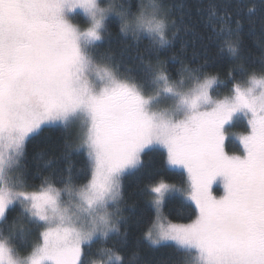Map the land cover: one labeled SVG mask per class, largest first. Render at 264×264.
Instances as JSON below:
<instances>
[{"label":"snow or ice","instance_id":"6c2138e0","mask_svg":"<svg viewBox=\"0 0 264 264\" xmlns=\"http://www.w3.org/2000/svg\"><path fill=\"white\" fill-rule=\"evenodd\" d=\"M183 7L0 0V264H124L116 249L127 240L113 238L126 220L121 179L156 148L181 183L145 185L156 215L140 238L171 247V264H264V0L210 6L204 31L219 51L203 63L183 44L171 50ZM257 21L259 56L246 44ZM110 25L148 44L105 47ZM241 120L244 132L230 133ZM53 127L64 133L59 156L33 170L26 146ZM173 193L194 205L190 223L161 213Z\"/></svg>","mask_w":264,"mask_h":264},{"label":"trees","instance_id":"16d2710c","mask_svg":"<svg viewBox=\"0 0 264 264\" xmlns=\"http://www.w3.org/2000/svg\"><path fill=\"white\" fill-rule=\"evenodd\" d=\"M222 0H168V3L173 5H183V9L174 10V14L171 17L177 21L180 20L181 15L184 18V25L181 26V31L178 33L176 39L173 40L171 50L176 51L181 47V44L185 47L187 58H191L194 53L198 54V62L203 63L207 58L210 61H214V57L218 53L219 49L216 44L210 43L207 40L209 32L204 31V21L210 14L211 5H219ZM233 6L237 3L244 5H251L256 3L257 6L260 0H231ZM247 9L245 8V11ZM219 12V8L217 9ZM185 27L187 30H185ZM218 27V25H217ZM111 37L108 42L105 43V47L111 44L112 47H116L118 42L126 41L130 47H136L137 44L140 49H143L147 44V38H143L139 42L131 40V37L118 36V26H109ZM245 32L249 31L248 25H245ZM168 38L172 39V30L168 33ZM260 40V26L259 21L254 29V35H251L247 41V47L252 52L259 56L260 48L257 46ZM99 43V42H98ZM202 44H207L208 53L204 52ZM225 59L227 54L224 53ZM127 59V57H126ZM170 63H174L169 61ZM213 70L210 68V71ZM223 78V73H221ZM242 129H244L242 127ZM63 129L60 127H53L47 130L44 134L33 139L27 144L28 163L34 170L37 165L41 168L44 167L45 160L53 159L55 163V157L59 156V152L53 151L56 144L62 143ZM227 143L229 147L235 151L238 147L233 139L228 138ZM37 152L45 153L43 159L33 160V156ZM73 165L75 168L80 167L78 159H73ZM47 174V173H45ZM163 179L166 183H181V171L170 169L166 164V156L162 149L156 148L155 150L146 151L142 154L141 163L135 169L127 172L121 179V191L124 203L122 204L123 214L126 220L121 221L119 224L121 230V237H116L113 234L114 239H125L127 245L124 248H117V254H121L124 264H129V260L133 253H139L136 258L135 264H144L145 261L150 264H171L172 261L178 259L177 253L169 246H152L141 237L142 232L145 229V224L149 220L155 219V212L150 202L145 196V185L153 183ZM189 209L194 211V205L178 195L168 196L163 203V215L171 223L183 224L191 222L194 218L189 212ZM127 232V235L123 234ZM111 246V241H109Z\"/></svg>","mask_w":264,"mask_h":264},{"label":"rangeland","instance_id":"374dc122","mask_svg":"<svg viewBox=\"0 0 264 264\" xmlns=\"http://www.w3.org/2000/svg\"><path fill=\"white\" fill-rule=\"evenodd\" d=\"M160 107H161V108H166V107H168V102H162L161 105H160ZM245 126H246V122L243 121V120H241L240 122L236 123L235 126L229 127L228 131H229L230 133H232V134H241V133L244 132V129H242V127L245 128ZM229 138L233 139L236 143H238V140L235 139L234 135H230ZM141 158H142V157H141ZM138 166H139V165H138ZM168 167H169L170 169H174V168H172V167L169 166V165H168ZM134 169H135V168H134ZM131 170H133V169H131ZM131 170H129V171H127V172H130ZM174 170L181 171L180 169H174ZM127 172H126V173H127ZM222 191H223V190H222V188H221V189H220V193H221V194H222ZM171 195H178V196L182 197L183 199H185V200H187L188 202L191 203V201L188 200V199L186 198V195H181L180 193H173V194H171ZM171 195H169V196H171ZM167 197H168V196H167ZM167 197H166V198H167ZM153 209H154V208H153ZM162 211H163V204H162V206H161V213L163 214ZM154 212H155V209H154ZM155 215H156V214H155ZM189 223H190V222H189Z\"/></svg>","mask_w":264,"mask_h":264}]
</instances>
